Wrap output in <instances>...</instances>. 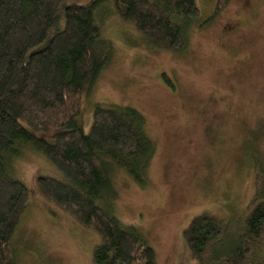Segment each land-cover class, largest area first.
<instances>
[{"label":"rangeland","instance_id":"rangeland-1","mask_svg":"<svg viewBox=\"0 0 264 264\" xmlns=\"http://www.w3.org/2000/svg\"><path fill=\"white\" fill-rule=\"evenodd\" d=\"M93 1L68 0L61 10ZM214 2L196 1L202 26H191L181 54L144 44L110 10L104 32L115 55L82 99L85 132L97 104L132 108L145 120L144 133L155 145L147 187L114 171L113 208L121 223L146 235L156 264H200L183 239L199 214L224 225L215 250L227 251L254 197L256 170L264 181V0H228L213 16ZM55 33L50 29L31 52L45 49ZM15 169L14 177L30 191L12 236L16 264H93L100 238L38 190V178L66 179L32 151L21 152ZM251 260L261 263L264 254Z\"/></svg>","mask_w":264,"mask_h":264},{"label":"trees","instance_id":"trees-1","mask_svg":"<svg viewBox=\"0 0 264 264\" xmlns=\"http://www.w3.org/2000/svg\"><path fill=\"white\" fill-rule=\"evenodd\" d=\"M67 1L0 0V264H16L12 236L29 204L30 191L15 178L24 151L42 155L66 179L38 178V190L100 238L93 264H156L146 235L121 223L113 208L114 171L138 187L148 183L155 145L144 133L145 120L132 108L97 104L85 132L82 99L115 55L104 32L110 10L144 44L181 54L191 26H202L197 0H94L61 10ZM227 2L215 0L213 16ZM52 28L56 33L47 47L31 52ZM40 132L53 136L42 138ZM254 182L242 228L223 254L215 250L225 231L218 219L199 214L189 222L183 239L197 262L252 264L251 257L264 254V181L258 170Z\"/></svg>","mask_w":264,"mask_h":264}]
</instances>
